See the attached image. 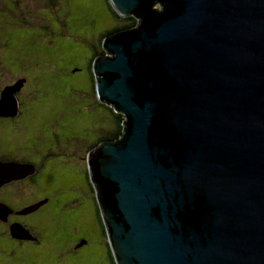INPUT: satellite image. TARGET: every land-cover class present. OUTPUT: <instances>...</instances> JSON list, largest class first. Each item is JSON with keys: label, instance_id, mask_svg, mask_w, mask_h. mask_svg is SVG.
I'll return each instance as SVG.
<instances>
[{"label": "water", "instance_id": "obj_1", "mask_svg": "<svg viewBox=\"0 0 264 264\" xmlns=\"http://www.w3.org/2000/svg\"><path fill=\"white\" fill-rule=\"evenodd\" d=\"M108 2L136 20L92 61L124 117L87 156L114 263L264 264V0Z\"/></svg>", "mask_w": 264, "mask_h": 264}, {"label": "rangeland", "instance_id": "obj_2", "mask_svg": "<svg viewBox=\"0 0 264 264\" xmlns=\"http://www.w3.org/2000/svg\"><path fill=\"white\" fill-rule=\"evenodd\" d=\"M52 1L54 5L49 0H0L2 80L10 78L9 70H19V80L4 87L0 96L8 89L6 93L16 101L17 115L29 112L49 120L50 127L60 138L57 144L50 142L49 145L52 152H61V158L56 161V181L63 184L76 181L77 185H84L85 190L87 156L93 151L88 148L97 138L110 135L113 120L108 110L96 103L97 94L95 96L92 90L87 66L90 58L108 56L102 48L103 42L116 32L105 35L106 32L125 23L114 20L104 0ZM92 80L95 83L94 73ZM24 84L22 93L15 96L20 91L16 86ZM101 143L103 141L98 145ZM11 164L21 167L13 176H5L3 172L6 183L24 180L34 174L35 169L27 164ZM29 210V207L23 209L26 214L34 211ZM84 212L89 215L90 208H85ZM14 233L20 236L18 232ZM90 240L104 241L106 238L98 235Z\"/></svg>", "mask_w": 264, "mask_h": 264}, {"label": "flooded vegetation", "instance_id": "obj_3", "mask_svg": "<svg viewBox=\"0 0 264 264\" xmlns=\"http://www.w3.org/2000/svg\"><path fill=\"white\" fill-rule=\"evenodd\" d=\"M9 74L2 80L0 71V82L6 81L0 92L19 80V70ZM59 140L49 120L32 113L0 117V264H115L107 240H90L105 234L86 173V195L76 181H56L61 152H52L49 145ZM20 162L33 166L34 174L2 185V164ZM34 206L33 212L24 213V208ZM87 207L89 215L84 212Z\"/></svg>", "mask_w": 264, "mask_h": 264}, {"label": "trees", "instance_id": "obj_4", "mask_svg": "<svg viewBox=\"0 0 264 264\" xmlns=\"http://www.w3.org/2000/svg\"><path fill=\"white\" fill-rule=\"evenodd\" d=\"M49 1H50V3H52L51 5L55 4L52 0H49ZM104 2H105L106 7L109 10L111 16L114 18V20L117 21V22H120V23H125L123 26H119V28H115V29H113V30H111L109 32H106L105 35H109V34H111L113 32H117L118 30L130 29V28H133L135 26V24H136V20L135 19H133L131 17H128V18L119 17L117 15V13H115L113 8L110 6L108 0H104ZM92 61H93V58H90V60L88 62L87 69H88V72H89V76H91L92 90L94 91V94H95V84H94V81L92 80L93 73L91 72V63H92ZM91 94H92V91H91ZM95 96H96V94H95ZM96 100H97V98H96ZM96 103L99 106H101V107L105 108L106 110H108V112L110 113V115H111V117L113 119L112 123H111L112 132L110 133L109 136L97 138V140H95L94 143H92L89 146V148H88L89 151L101 141H113V140L118 139L121 136L122 131H123V126H122L123 116L121 114L115 113L111 109V107L110 108L108 107L109 108L108 109L107 106H105L104 104H102V103H100L98 101ZM86 175H87V173H86ZM86 175H84V178L86 177ZM87 179H88V177H87ZM87 182L89 183V185H91L89 180ZM83 187H84V185H83ZM86 187H87V189H85V190L82 189V192H84V195H86L87 191H88V185H86ZM92 189H93V192H94V188L93 187H92ZM94 200H95V203H96L97 210L99 212V209H98V206H97V202H96L95 192H94ZM99 216H100V213H99ZM99 219L101 220L100 217H99ZM101 226L103 227V224ZM103 230H104V227H103Z\"/></svg>", "mask_w": 264, "mask_h": 264}, {"label": "clouds", "instance_id": "obj_5", "mask_svg": "<svg viewBox=\"0 0 264 264\" xmlns=\"http://www.w3.org/2000/svg\"><path fill=\"white\" fill-rule=\"evenodd\" d=\"M90 182V181H89ZM91 184V183H90ZM104 234H105V231H104ZM106 237V236H105ZM107 240V239H106Z\"/></svg>", "mask_w": 264, "mask_h": 264}, {"label": "bare ground", "instance_id": "obj_6", "mask_svg": "<svg viewBox=\"0 0 264 264\" xmlns=\"http://www.w3.org/2000/svg\"><path fill=\"white\" fill-rule=\"evenodd\" d=\"M112 108V107H111ZM123 120H124V117H123Z\"/></svg>", "mask_w": 264, "mask_h": 264}]
</instances>
